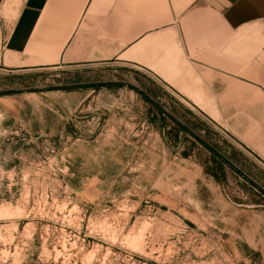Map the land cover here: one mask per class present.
I'll use <instances>...</instances> for the list:
<instances>
[{"label":"rangeland","instance_id":"rangeland-1","mask_svg":"<svg viewBox=\"0 0 264 264\" xmlns=\"http://www.w3.org/2000/svg\"><path fill=\"white\" fill-rule=\"evenodd\" d=\"M207 112L127 62L0 57V264H264V159Z\"/></svg>","mask_w":264,"mask_h":264},{"label":"crops","instance_id":"crops-1","mask_svg":"<svg viewBox=\"0 0 264 264\" xmlns=\"http://www.w3.org/2000/svg\"><path fill=\"white\" fill-rule=\"evenodd\" d=\"M0 57L140 66L264 159V0H0Z\"/></svg>","mask_w":264,"mask_h":264},{"label":"trees","instance_id":"trees-1","mask_svg":"<svg viewBox=\"0 0 264 264\" xmlns=\"http://www.w3.org/2000/svg\"><path fill=\"white\" fill-rule=\"evenodd\" d=\"M156 105V104H155ZM156 107H158V106H156Z\"/></svg>","mask_w":264,"mask_h":264}]
</instances>
